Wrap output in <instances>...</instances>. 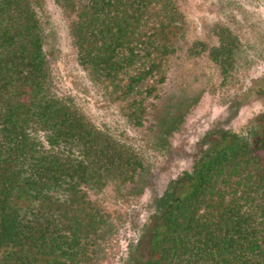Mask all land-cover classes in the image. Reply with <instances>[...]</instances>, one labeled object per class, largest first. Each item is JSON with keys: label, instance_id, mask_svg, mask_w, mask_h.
Returning a JSON list of instances; mask_svg holds the SVG:
<instances>
[{"label": "trees", "instance_id": "1", "mask_svg": "<svg viewBox=\"0 0 264 264\" xmlns=\"http://www.w3.org/2000/svg\"><path fill=\"white\" fill-rule=\"evenodd\" d=\"M201 1L221 19L208 55L220 85L238 86L264 60L249 10L264 0ZM51 8L68 19L87 86L123 103L148 147L58 88ZM183 20L176 0H0V264H100L119 220L104 195L126 203L143 192L148 148L179 124L170 107L196 98L163 89ZM257 81L264 103V74ZM140 240L145 258L134 246L123 264H264V108L170 184Z\"/></svg>", "mask_w": 264, "mask_h": 264}, {"label": "rangeland", "instance_id": "2", "mask_svg": "<svg viewBox=\"0 0 264 264\" xmlns=\"http://www.w3.org/2000/svg\"><path fill=\"white\" fill-rule=\"evenodd\" d=\"M176 1L184 18L185 36L169 58L168 79L163 89L170 86L180 90L184 97L196 95V98L188 106L182 101L178 106L170 107V111L180 117L179 124L164 134L160 148L152 146L150 152L148 148L149 166L144 174L143 192L126 203L117 200L110 190L104 195L108 211L119 220L100 264H123L134 246L139 249L136 255L145 258L146 245L140 236L144 226L150 222L156 199L161 198L183 172L189 171L193 161L212 146L216 137L227 131L245 129L264 108L263 101L258 98L260 85L257 81L263 77L264 60L247 70L238 86L222 87L218 72L208 56L216 45L212 29L221 20L218 10L201 0ZM249 10L253 28L264 41V7L251 6ZM51 12L61 41L54 60L58 88L73 97L96 123L123 131L135 145L143 147L146 143L148 147L143 132L127 126L122 112L123 103L112 102L101 91L87 86L83 71L74 61V49L67 33L68 19L55 8H51ZM167 105L168 102L160 103V109L167 113Z\"/></svg>", "mask_w": 264, "mask_h": 264}]
</instances>
